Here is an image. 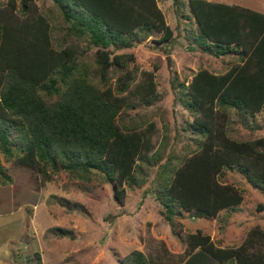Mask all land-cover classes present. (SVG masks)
Returning a JSON list of instances; mask_svg holds the SVG:
<instances>
[{
    "label": "rangeland",
    "instance_id": "1",
    "mask_svg": "<svg viewBox=\"0 0 264 264\" xmlns=\"http://www.w3.org/2000/svg\"><path fill=\"white\" fill-rule=\"evenodd\" d=\"M211 1L264 10V0ZM154 2L158 11L149 3L142 7L148 27L140 24L132 32L116 35L68 0V14L56 0H0V17L8 28L4 33L7 46H21L27 52L25 60L40 57L41 53H35L40 41L30 44L35 39L32 35L18 40L19 32L10 29L42 18L47 25V35L41 40L44 47L54 52L72 51L78 69L89 80L95 84L105 81L104 87L125 99L128 104L115 121L122 130L143 131L139 153L149 157L135 160L140 167L137 165L130 177L122 175V167L116 169L114 181L106 180L94 168L86 172L49 165L43 173L37 158L25 161L20 151L7 157L0 149V264H122L121 259L133 249L167 264H186L192 255L186 254V239L196 234L208 236L212 249H216L210 254L213 264H237L235 257L225 262L215 258L224 256L218 249H240L243 259L257 263L263 258L264 191L252 183L251 171L240 167L246 158L217 168L212 173L210 196L198 195L196 204L190 202L192 208L186 209L185 204L172 221L165 218L157 194L171 167L181 166L209 137L219 148L227 138L237 143L264 139V103L253 113L231 104L217 105L212 91L219 88V78L213 76L242 65L240 46L231 44L218 55L214 46L203 49L194 38L196 23L188 0ZM76 17L110 36L109 45L94 43L86 26L82 31L77 29L80 25ZM98 49L108 55L104 70L97 61ZM4 56L0 57L3 61ZM29 68L35 73L31 65ZM200 69H206L212 75L207 78L214 83L210 88L198 87L203 96H208L201 108L190 110L185 106L190 101V77ZM37 75L41 79V74ZM139 84L147 85L135 94ZM124 86L127 88L121 90ZM238 88L221 86L216 95ZM200 125L209 134L203 133ZM257 143L252 155L264 151ZM215 185L220 186L217 192ZM193 189L201 192L195 184L185 191ZM227 192L239 195L241 200L217 209L215 214H198V203H210L215 195ZM196 249L198 246L193 252Z\"/></svg>",
    "mask_w": 264,
    "mask_h": 264
},
{
    "label": "trees",
    "instance_id": "2",
    "mask_svg": "<svg viewBox=\"0 0 264 264\" xmlns=\"http://www.w3.org/2000/svg\"><path fill=\"white\" fill-rule=\"evenodd\" d=\"M68 1L79 7L80 12L86 16L95 17L96 24L105 23L109 32L116 35L132 32L135 26L140 24L148 27L142 12V7L146 5L144 3H149V7L158 11L154 0ZM56 2L60 3L68 14L67 0ZM152 4L154 6H151ZM188 5L196 23L194 38L203 49L210 50V47L214 46L217 48L214 53L218 55L226 51L231 44L241 48L242 65L232 71L213 76L219 78L216 82L219 88H213L212 91L217 99L216 104H231L242 111L249 109L250 113L258 110L264 103V13L236 4L211 0H188ZM26 6H23L22 10L26 9ZM76 18L80 25L77 29L82 31L85 26L89 28L94 43L102 47L109 45L111 37L98 31L97 25L95 28L80 21L79 17ZM90 21L87 23H92ZM10 30L19 32L16 37L18 40L32 35L36 41L33 38L30 44L35 45L40 41L41 44L35 53L41 54L40 57L34 58L36 60H25L23 55L27 52H24L21 46H7L8 40H4V33L8 32V28L0 17V57L6 54V60L0 59V149L3 154L12 157L17 151L24 152L23 157L28 162L35 157L42 163L43 173L47 172L49 165L53 169L64 167L86 172L94 168L101 171L106 180L116 181V169L122 167V175L130 177L136 166L140 167L135 160H143L148 155L139 153L142 148L140 140L145 138L141 133L143 131L122 130L115 121L117 113L128 104L124 102L125 99L113 95L109 87H104L105 81L103 84H95L89 80L84 71L78 69V62L73 58L72 51L63 49L54 52L44 47L41 40L47 35V25L42 18ZM41 35L40 39L36 38ZM97 56L100 68H106L105 64L109 61L106 51L98 49ZM30 65L35 73L29 72ZM37 74H41V79L37 78ZM207 77L212 75L206 69H200L190 80V92L187 94L190 101L185 102V106L190 110L201 108L206 100L208 95L203 96L198 87H212L214 82ZM148 82L153 86L151 79ZM145 85L147 84L137 85L135 94ZM221 86L239 88L233 93L230 91L216 95ZM126 88L124 86L121 90ZM200 127L203 133L209 134L205 126ZM225 142L219 148L209 137L208 141L201 142L200 150L185 159L181 166L171 167L169 176H166L157 194L161 198L167 220L172 221L174 213L181 212L185 204L186 209L192 208L190 202L196 204L194 201L198 195L206 193L210 196V190L213 188L212 173L227 162H237L238 158H246L247 162L241 163L240 167L245 172L251 171L249 175L252 183L264 191V151L252 155L255 153L257 142L264 147V139L261 137L237 143L229 142L227 138ZM194 184L199 187L200 193L196 189L185 191ZM218 187L220 186L215 185L214 192H217ZM224 194L215 195L210 203H198V214H215L217 209L231 206L241 200L235 193ZM186 240V254H192L186 264H213L210 254L216 249H212L208 236L190 235ZM197 246L198 249L193 252ZM218 251L224 256L215 258L223 262L227 258L232 260L235 257L237 264H264V256L258 260L259 263L246 257L243 259L240 249ZM206 254L208 259H205ZM121 263L167 264L165 261L149 257L139 249L129 251L121 259Z\"/></svg>",
    "mask_w": 264,
    "mask_h": 264
},
{
    "label": "crops",
    "instance_id": "3",
    "mask_svg": "<svg viewBox=\"0 0 264 264\" xmlns=\"http://www.w3.org/2000/svg\"><path fill=\"white\" fill-rule=\"evenodd\" d=\"M261 12H263L264 13V10H262ZM192 75V74H191ZM192 79V77H190V80Z\"/></svg>",
    "mask_w": 264,
    "mask_h": 264
}]
</instances>
